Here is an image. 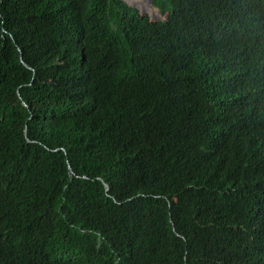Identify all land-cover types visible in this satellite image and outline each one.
Wrapping results in <instances>:
<instances>
[{
    "label": "trees",
    "instance_id": "obj_1",
    "mask_svg": "<svg viewBox=\"0 0 264 264\" xmlns=\"http://www.w3.org/2000/svg\"><path fill=\"white\" fill-rule=\"evenodd\" d=\"M263 30L264 0H0V264H264Z\"/></svg>",
    "mask_w": 264,
    "mask_h": 264
},
{
    "label": "clouds",
    "instance_id": "obj_2",
    "mask_svg": "<svg viewBox=\"0 0 264 264\" xmlns=\"http://www.w3.org/2000/svg\"><path fill=\"white\" fill-rule=\"evenodd\" d=\"M259 37H264V30H263V32L259 35ZM250 179L253 180V177H251Z\"/></svg>",
    "mask_w": 264,
    "mask_h": 264
}]
</instances>
